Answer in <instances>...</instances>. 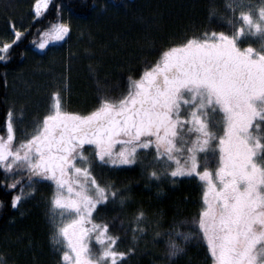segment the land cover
Listing matches in <instances>:
<instances>
[{"label": "snow or ice", "instance_id": "snow-or-ice-1", "mask_svg": "<svg viewBox=\"0 0 264 264\" xmlns=\"http://www.w3.org/2000/svg\"><path fill=\"white\" fill-rule=\"evenodd\" d=\"M49 3L34 0V15ZM227 7L235 17L228 23L239 26L206 30L162 50L138 77H128L126 92L99 95L87 113L66 110L61 93L53 91L50 110L19 144L9 113L7 134L0 135V170L6 177L26 172L30 189L25 192L16 176L7 184L20 188L11 204L34 193L32 185L51 182V209L59 215L53 216L52 239L64 245L62 264H123L132 250H119L111 222L96 218L121 190L101 182L95 169L136 164L151 166L149 178L156 180L188 176L202 182V207L191 220L198 231L178 234L185 240L201 236L209 264H264V0H229ZM70 32L71 24L58 19L33 42L45 49ZM246 33L258 36V47L242 46ZM21 35L14 32L15 39ZM10 47L0 46V60L9 58ZM156 165H162L159 172ZM144 217L142 210L136 215L137 221ZM181 251L170 237L169 256Z\"/></svg>", "mask_w": 264, "mask_h": 264}, {"label": "trees", "instance_id": "trees-1", "mask_svg": "<svg viewBox=\"0 0 264 264\" xmlns=\"http://www.w3.org/2000/svg\"><path fill=\"white\" fill-rule=\"evenodd\" d=\"M226 1L50 0L38 18L33 15L34 0H0V46L11 44L9 58L0 60V135L7 134L10 112L14 143L31 135L50 110L53 91L61 93L66 110L87 113L99 95L126 92L128 77H138L169 46L206 30L231 32L233 25L223 20ZM58 19L71 24L70 35L38 52L33 41H39V31ZM16 30L22 32L19 39ZM97 174L101 182L130 190V203L108 204L98 212L99 220L111 222L113 233L120 236L119 250H132L123 264H209L201 236L177 239L178 233L198 231L191 220L202 207L200 182L182 179L165 186L156 198L142 186L135 166ZM16 176L29 192L26 172L6 177L0 170V264H62L58 240L52 239L54 187L47 181L34 184L36 191L13 207L12 196L20 188L9 189L7 184ZM141 210L151 218L156 237L136 241L131 219ZM170 237L183 249L175 256H169Z\"/></svg>", "mask_w": 264, "mask_h": 264}, {"label": "rangeland", "instance_id": "rangeland-1", "mask_svg": "<svg viewBox=\"0 0 264 264\" xmlns=\"http://www.w3.org/2000/svg\"><path fill=\"white\" fill-rule=\"evenodd\" d=\"M228 2H229V0L226 1V5H225V8H224V19L223 20H226V21H229L230 18L231 19H235V17H233L231 9H229L227 7ZM256 2H258V0H256ZM33 15H34V11H33ZM34 17H36V16L34 15ZM236 17H238V12L236 13ZM232 25H233V27H237V26H239V22L237 21L235 24H232ZM61 42L62 41H50L48 45H50V44L56 45V44H59ZM246 43H252L254 47H258L259 46V38H258V36L253 37V36H251V35L246 33L241 38V44H242V46H244V44H246ZM35 49L38 52L43 51V49H39L37 47H35ZM51 104H52V102H51ZM152 155H154V149H153L152 152L148 153L149 158ZM208 155H209L210 158H212V161L209 164V167L214 168L216 166L214 154L213 153H208ZM203 157H204V154L201 153L200 154L201 167H203ZM133 166L137 167L138 170L140 171V178H141V181H142V186H144V189H146L148 192L151 193V195L155 196L156 198H158V195H162L161 193L164 190L165 186H169L170 187V186L174 185V183L172 182L173 180H175V182H177V181H180L182 179H194V180L200 182L198 179H195V178H192V177H188V176L174 177V178H171L169 176H162L160 180H156L154 178H149L148 173L151 170V166H146V167H144L142 169L139 164L132 165V166H120V167H117V168H114V167H111V166H99L98 165L96 167V169H95V172H96V175L98 176L97 172H99L101 169H118L119 170L121 168H129V167H133ZM161 167H162V165H156L155 166V168H156V170L158 172L160 171ZM171 167H175V164H172ZM105 182H107V181H105ZM200 183H201V192H202L203 191V185H202V182H200ZM116 188L121 190L120 193H119V196H117L115 201H110L108 204H110V205L113 204V205H118L119 206V205H121L119 203L120 196H124L126 198V196H128L130 194V190H128L129 189L128 187H123L122 188V187H117L116 186ZM201 196H202V193H201ZM127 202L130 203L131 201L128 200V199L127 200L125 199V203H127ZM123 205H121V206H123ZM136 215L135 216L133 215L132 219H131V226H132V232H133L132 236H134V234H135V237H136L135 240L138 241L139 239H141L142 237H144L146 235H148L151 238L156 237V235L153 233V228L150 227V225L152 224L151 218L149 216L145 215L144 218H142L139 221H137ZM98 216H99V214L97 213L96 218L99 220ZM55 217L57 219L59 218L58 212L56 213ZM134 229H137L135 231V233H134ZM138 229H143V231H139ZM190 238H191V236L187 240H190ZM177 239H181L182 242L187 241L182 236H179V235H178ZM57 244H59L58 246H59L60 252L62 253V251L64 250L63 243L58 240ZM61 262H62V260H61Z\"/></svg>", "mask_w": 264, "mask_h": 264}]
</instances>
